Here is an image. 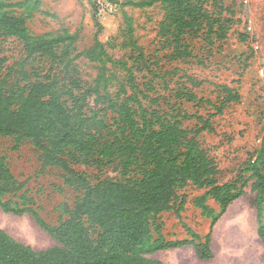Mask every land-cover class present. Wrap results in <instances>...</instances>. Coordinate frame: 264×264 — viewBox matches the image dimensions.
Wrapping results in <instances>:
<instances>
[{
    "label": "rangeland",
    "instance_id": "1",
    "mask_svg": "<svg viewBox=\"0 0 264 264\" xmlns=\"http://www.w3.org/2000/svg\"><path fill=\"white\" fill-rule=\"evenodd\" d=\"M115 5L113 12L101 15L97 0H12L5 10L9 16L23 18L28 32L35 37H52L66 32L76 33V40L68 46L69 59L54 61L48 55H37L26 60L24 43L20 37L7 33L0 24V59L4 60L3 75L10 72L8 89L19 90L28 81L55 77L58 87L80 94L88 85H94L100 64L90 59L84 51L94 42L97 23L103 25L100 39L115 59L128 62L135 74L138 97L149 112L180 121L181 126L192 131L201 148L214 161L218 181L233 182L242 176L246 181L245 192L232 201L225 213L219 216L211 229L212 216L195 204V199L207 189L190 183L179 188L176 205L181 218L173 211L163 212L151 219V235L138 247L147 257L172 264H264V246L258 229L264 223V200L252 189L253 178L247 169L257 162L264 172V0H205L204 7L213 16L221 19L222 28L205 21L199 36H184L193 56L178 58L174 54V43L170 36H161L160 22L166 13L160 2L149 8L125 5L127 0H107ZM132 17L134 33L145 53V62L137 60V52L127 44L123 34L126 27L124 13ZM212 29V30H210ZM61 51V49L59 50ZM111 80L110 91L115 96L121 83L128 81L127 73L120 66L108 64ZM80 80V88H73L71 80ZM227 85L241 96L239 102L224 104L227 94L219 86ZM83 89V90H82ZM190 92L199 99L223 105V113L206 102L189 101L183 94ZM133 91L128 88V95ZM74 112L73 101L63 97ZM141 112L138 105L131 101ZM85 110L95 107L94 98L88 100ZM103 105L97 106L101 117ZM114 115L107 114V123L112 129ZM210 119L214 130H205L195 135L202 124L196 117ZM106 129L104 136L110 138ZM15 136H0V155L7 158L14 176L26 184L17 193L3 196L15 208L36 210L50 226H56L68 217L66 206L74 208L84 196V190L66 182L64 169L56 165L43 167V152L32 140L22 139L18 144ZM73 148V147H72ZM71 148V149H72ZM78 171L86 172L93 185L107 176L126 182L142 178L141 167L132 168L124 176L117 160L99 168L71 163ZM211 209L220 212L219 202L211 195L207 197ZM187 223L203 238L211 233L213 257L200 259L193 245L179 248L155 250L161 227L165 241L190 238L182 225ZM0 228L17 240L44 250L59 245L49 232L28 212L16 215L5 212L0 206ZM92 237L98 233L91 230Z\"/></svg>",
    "mask_w": 264,
    "mask_h": 264
},
{
    "label": "trees",
    "instance_id": "2",
    "mask_svg": "<svg viewBox=\"0 0 264 264\" xmlns=\"http://www.w3.org/2000/svg\"><path fill=\"white\" fill-rule=\"evenodd\" d=\"M12 0H0V24L4 30L21 38L24 43L26 60L37 55H48L54 61L67 59L70 67L68 46L76 40V33H63L52 37L32 36L24 25L23 18L5 13ZM160 2L166 18L160 22L161 36H170L174 43V54L178 58H189L193 54L184 42L189 34L199 36L205 21L222 28L221 19L213 17L204 7L205 0H127L125 5L149 8ZM126 27L123 30L127 44L137 52V60L145 62V53L139 45L132 17L124 13ZM103 29L97 23L93 44L84 51L100 64L94 85H88L79 95L69 89H60L55 77L46 81H28L22 66L25 85L19 90L8 89L10 72L3 75L4 60L0 59V136H15L18 144L30 139L43 152V167L56 165L64 169L66 182L84 190V196L74 208L66 206L68 217L56 226H50L32 208H15L3 196L17 193L26 182H20L8 165L7 158L0 155V206L3 211L16 215L30 213L59 245L36 250L6 230L0 228V264H172L142 254L138 247L151 235V219L163 212L173 211L181 218L176 199L179 188L192 183L207 193L197 197L195 204L212 216L211 229L228 206L245 192L246 181L238 177L233 182L219 183L214 161L201 148L192 131L181 126L180 121L167 119L157 111L149 112L142 105L137 94V81L132 67L122 59H115L100 39ZM212 30V29H210ZM61 49V51H59ZM124 69L128 81L121 83L114 96L110 91L111 76L108 64ZM73 88H80V80L72 79ZM128 88L133 91L128 95ZM227 94L224 104L239 102L241 96L233 88L219 86ZM73 101L74 112L63 97ZM189 101L206 102L213 105L217 113H223L224 106L209 100L199 99L195 94H183ZM94 98L95 107L85 111L88 100ZM135 102L139 111L134 108ZM103 105L101 117L97 106ZM112 113V129L107 123V114ZM202 124L194 134L214 130L210 119L196 117ZM109 131L110 138L104 136ZM73 147V148H72ZM72 148V149H71ZM264 153V143L261 150ZM119 161L124 176L132 168L141 167L142 178L126 182L107 176L93 185L86 172L78 171L71 163L99 168ZM253 178L252 189L264 200V172L255 161L247 169ZM211 195L220 204V212L211 209L207 197ZM190 238L165 241L160 226L155 250L179 248L193 245L202 260L213 257L211 233L203 238L187 223L182 222ZM98 233L94 239L91 230ZM264 246V223L258 229Z\"/></svg>",
    "mask_w": 264,
    "mask_h": 264
},
{
    "label": "built area",
    "instance_id": "3",
    "mask_svg": "<svg viewBox=\"0 0 264 264\" xmlns=\"http://www.w3.org/2000/svg\"><path fill=\"white\" fill-rule=\"evenodd\" d=\"M98 10L101 15L108 12H113L115 5L107 0H97Z\"/></svg>",
    "mask_w": 264,
    "mask_h": 264
}]
</instances>
